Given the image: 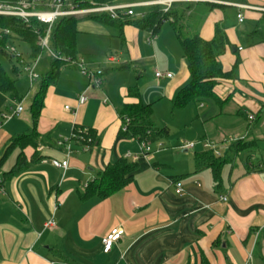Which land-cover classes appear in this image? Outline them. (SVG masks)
<instances>
[{
	"label": "crops",
	"instance_id": "0c3cea01",
	"mask_svg": "<svg viewBox=\"0 0 264 264\" xmlns=\"http://www.w3.org/2000/svg\"><path fill=\"white\" fill-rule=\"evenodd\" d=\"M197 2L223 6L213 8L199 22L197 31L204 40H210L215 24L230 15L226 29L230 46L220 62L224 71H229L239 56L238 79H223L215 86L216 95L221 100L227 98L222 105L211 100L191 102L177 109L173 118L179 119L182 127L188 125L194 139L213 142L226 158L219 182L213 180L208 168L194 172V155L204 149H198V144L194 149L186 148L184 144L191 141L173 145L167 139L168 126L162 125L168 128L167 136L150 144L148 157L135 160L138 169L130 183L107 198L81 200L78 191L108 164L127 152H138L137 140L122 135L117 113L120 105L138 99L127 95V89L135 86L133 77L114 89L109 87L111 77H102L101 84L94 86L96 75L87 80L72 70H79L77 66L65 64L59 75L74 88V97L63 105L57 77L47 88L36 127L41 135L49 133L52 145L26 146V159L33 155L37 159L20 174L4 176L14 165L18 148L9 152L0 167V264H245L247 260L264 264V42L248 45L245 37L263 16L257 8H264V0ZM233 3L256 9L243 10L244 20L239 23ZM170 35H152L126 25L119 53L107 56L108 62L121 65L120 70L137 72L149 61L143 52L151 50L158 90L149 93L141 85L139 92L142 103L152 105L156 121L160 111L168 115L173 110L176 94L190 79L187 62L175 48L172 29ZM14 40L8 41L7 48L10 43L14 48ZM76 62L88 68L83 58L77 56ZM157 70L173 72L174 76L157 78ZM38 89L39 84L32 91L17 89L20 99L0 92V158L10 138L31 127L30 104ZM81 93L86 101L77 104ZM18 104L22 111L4 120L2 114H11ZM65 106L75 113L66 111ZM185 108L186 113H182ZM165 120L160 124H167ZM74 125L91 129L96 141L88 144V149L73 142L64 170L53 166L50 159L65 158L55 143L68 138ZM239 139L250 145L236 152L233 143ZM171 177L179 178L182 193L177 192ZM221 196L226 199L221 200ZM52 215L56 224L45 229L44 223ZM113 228H121L122 235L105 252L102 240Z\"/></svg>",
	"mask_w": 264,
	"mask_h": 264
},
{
	"label": "trees",
	"instance_id": "16d2710c",
	"mask_svg": "<svg viewBox=\"0 0 264 264\" xmlns=\"http://www.w3.org/2000/svg\"><path fill=\"white\" fill-rule=\"evenodd\" d=\"M1 2L15 3L17 0H0ZM233 2H244L245 0H231ZM121 0H76V7H94L113 5ZM196 3V4H195ZM191 2L178 1L171 4L167 11L160 5L145 7L141 9L139 16H126L119 14L118 18H111L107 14L92 15L90 18L98 23L118 29L120 35L126 25L134 26L138 29L147 31L152 35L159 33L164 22H168L181 47L182 56L187 62L189 72V82L183 86L176 94L172 108L182 109L191 102L211 100L219 105L224 101L215 93V86L223 79H238V69L240 58L236 56L232 68L224 71L220 62V56L230 46L226 35L228 20L230 15L226 14L224 20L214 26V35L210 40H204L200 37L197 27L202 17L216 7H223L213 2ZM196 5V8L193 9ZM75 16H63L55 20L51 26L50 50L56 52L65 58L64 62L70 64V61H76V22ZM188 21H190L188 23ZM7 30L8 33H4ZM47 25L31 19L29 23H24L21 19L8 16H0V54L7 58L14 57L8 51L7 43L11 39H18L27 43L30 47V57L36 59L44 50L39 44L40 39L45 35ZM189 30L187 34L186 31ZM248 45L264 42V14L255 24L253 29L245 35ZM17 57V56H16ZM18 59V58H17ZM61 59L51 58L49 69L39 83V89L34 95L30 104L32 125L23 133L16 134L10 138L4 152L0 158V167L11 150L18 148V153L14 165L6 172V178L20 174L37 157L33 155L27 160L23 154L26 146L37 148L39 144L52 145L49 140V133L41 135L37 132V122L40 111L43 107V100L49 85L55 82L59 75L60 68L65 65ZM120 67L119 69H121ZM18 72V68L14 67ZM104 75V74H103ZM0 92L8 95L11 99H20L16 89L15 81L8 75L0 62ZM127 95L137 98L136 103L123 104L117 108L121 124H126V130L121 131L122 135L131 136L135 139H145L152 143L159 137H166L167 127L156 128L153 122V108L151 104H144L140 100V92L137 86L127 89ZM82 126L74 125L73 132L78 134ZM149 130L150 134L146 135ZM87 138H90L89 145L96 141L95 133L87 128ZM236 152L247 148L250 143L239 139L233 143ZM226 158L215 155L212 150H203L194 155V172L208 168L212 174L213 180L218 183L220 172L226 164ZM152 166L157 167V163L152 162ZM138 169V162L128 160L125 157L117 159L108 164L104 170L98 173L91 181L85 184L78 196L81 200H87L92 197L99 199L107 198L116 191L123 189L133 179L135 171ZM173 182L179 178L171 177Z\"/></svg>",
	"mask_w": 264,
	"mask_h": 264
},
{
	"label": "rangeland",
	"instance_id": "374dc122",
	"mask_svg": "<svg viewBox=\"0 0 264 264\" xmlns=\"http://www.w3.org/2000/svg\"><path fill=\"white\" fill-rule=\"evenodd\" d=\"M75 4L77 5L76 2ZM199 4L204 6L203 3H199ZM91 8L93 7H81V8H77V10L82 11V10H88ZM140 10L141 8H135L134 12L139 13ZM99 14H102V13L101 12H96V13L83 12V13H79L78 15H72V16H75L77 19H79L76 22V28L78 30V33L76 36V51H77L78 58H83V60L85 61V64L88 67L87 70L93 73L94 76L95 75L97 76L96 82L97 80L102 79V77H105L104 80H107L109 77H111L112 79L109 81V87H113L114 89L117 86V84H119L120 82L126 81L129 77L131 78L133 77L132 79L134 83L133 85L137 86L138 89L141 90V85H143L145 90L148 91L149 93L156 92L158 90L157 88L158 85L156 84V81L154 80V77H153L154 57H153L151 50L148 49L147 51L143 52V57L145 58V60H149V61L143 63V66L142 67L140 66V69H138L137 72L131 71L130 68L120 70L119 68L121 65L107 61V56L109 54L116 55L119 53V47H120L119 44L121 42V38L119 35V31L116 28L98 23L90 18L83 19L88 16L99 15ZM189 22L190 21H188V23ZM93 27L100 29V30H97ZM170 30H171L170 25L167 22L162 25L159 33L161 34L163 32H168L169 36H171ZM186 32L188 34L189 30ZM11 40H14V39H11ZM170 40L174 42V40L176 39L171 37ZM13 42H15L14 48L10 47L11 43L8 45V48H9L10 53H12V51L14 50L12 53L14 57H11L9 59L6 56L0 54V62L3 65L4 69L7 71L8 75L15 81V86L17 89H19L20 91H27V90L32 91L34 87L37 88L39 82L45 76L47 70L49 69V64H50L52 56L47 49H44L43 52L37 57V60H36L37 63H35L34 70H33L34 74L36 75V79L35 81L31 83V86H30L29 85L30 82L28 79L29 78L28 73L25 71V66H26L25 64L29 62L32 63L33 61L30 57V47L27 43L20 41V40H16V41L14 40ZM175 42H174L175 48H177V50L179 51V54L181 55L182 54L181 48L178 47L179 46L178 42L177 41ZM147 48H149V46ZM64 63L66 64L67 62H64ZM14 67L18 68L19 70L18 73L14 71ZM72 70L75 72H78L81 76L86 77V79L88 80V76L83 74L80 70L73 69V68ZM106 71H109V72L105 74ZM58 78H59V83H58L57 89L59 90V94L63 96L64 100L62 103L64 105L68 103L66 101L68 100L67 98L74 97L73 93L75 92V90L72 86H70L66 82V79H64L63 76L58 75ZM99 81H100L99 84H96V82L94 81V86H99L101 84V80ZM23 107H26L25 103H23ZM186 108H190V107H186ZM186 108L182 111V113H186ZM176 111L177 109L171 110L168 113V115H166L165 112L160 111L158 119H157L158 122L156 121V119H153L154 124L156 126L159 125L157 128H161L162 125L168 126L170 130V134L167 139H170L169 141L173 145H177V144L181 145L184 141L195 142V141H200L204 139V138H201L200 140L199 138L198 140L194 139V133L193 131L189 130L188 125L187 127H182L179 124L180 120L173 118V115L175 114ZM25 112H28V110ZM164 118L166 119L165 121L167 122V124H160L162 119ZM171 119L173 120L172 124H170ZM201 148L203 149V147L199 145L198 149H201Z\"/></svg>",
	"mask_w": 264,
	"mask_h": 264
},
{
	"label": "built area",
	"instance_id": "2783aa9c",
	"mask_svg": "<svg viewBox=\"0 0 264 264\" xmlns=\"http://www.w3.org/2000/svg\"><path fill=\"white\" fill-rule=\"evenodd\" d=\"M178 1H191V2H197L199 0H121V2L113 4V5H104V6H94L91 9L88 10H77L76 8V0H17L15 3H7V2H1L0 1V16H8V17H15L21 19L24 23H29L31 19H36L37 21L44 23L47 25V30L45 32V35L40 39L39 44L42 48L47 49L52 57L58 58L61 60H66L65 58L58 55L56 52H53L50 50V37H51V26L55 22V20L59 17L63 16H72V15H78L79 13L83 12H89V13H96L101 12L107 14L109 17L115 19L119 17V14L126 15V16H139L141 14V11L139 13H135V8H145L155 5H160L163 7L164 11H167V9L171 6L172 3L178 2ZM233 6L238 10L236 14L237 21L239 23L243 22L244 20V11L246 9H254L255 7L245 5V4H239V3H233ZM256 9V8H255ZM264 12V8H257ZM4 33H8L7 30H3ZM35 61H32L31 64L25 66V71L28 73V77L30 80V83L35 81L36 75L34 74V65ZM70 65L77 66L79 70L88 76V78H92L94 76L93 73L89 72L82 64L76 61H70ZM155 76L157 78H171L174 76L173 72L170 71H155ZM99 79V78H98ZM100 80V79H99ZM95 78L96 84H99L100 81ZM107 99H104L106 101ZM86 101V96L84 94H81L77 97V104H83ZM65 110L71 113H75V111L69 107L65 106ZM22 111L21 104H18L17 107L13 110L11 114H2V118L4 120H8L14 115H18ZM249 120L253 119L252 115L248 116ZM126 122L124 124H121V131L126 130ZM150 131H146V135H149ZM87 135V128H82L77 133H74L72 131V134L68 138L64 139H58L55 143V146L57 148H62L63 154L65 158L63 160L51 158L50 162L55 167L63 168L64 170L68 167V158L71 155L72 152V143L78 142L84 145L85 149H88V144L90 142V138L86 137ZM138 144V152L137 153H129L127 152L125 154L126 158H129L133 161L137 160L140 156L148 157V155L151 153V146L150 142L146 141L145 139H136ZM201 145L204 150H212L215 155H220L216 149V145L209 141L208 139H202L200 141L190 142L188 144H184V146L188 149H194L196 145ZM2 178L0 177V190H2L3 184H2ZM177 192L182 193L183 188L180 181H177L174 183ZM221 200H225V196L220 197ZM56 224L54 216L52 215L50 218L46 220L44 223V228H51L54 227ZM122 235V229L121 228H113L105 238H103V250L105 252H108L112 245L117 242ZM245 264H250L249 260L245 262Z\"/></svg>",
	"mask_w": 264,
	"mask_h": 264
},
{
	"label": "water",
	"instance_id": "95a60500",
	"mask_svg": "<svg viewBox=\"0 0 264 264\" xmlns=\"http://www.w3.org/2000/svg\"><path fill=\"white\" fill-rule=\"evenodd\" d=\"M232 50L234 51V48Z\"/></svg>",
	"mask_w": 264,
	"mask_h": 264
}]
</instances>
